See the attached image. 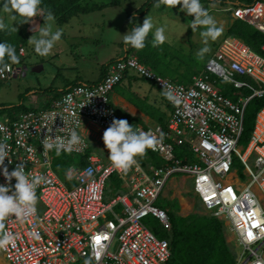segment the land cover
Here are the masks:
<instances>
[{
  "label": "built area",
  "instance_id": "built-area-1",
  "mask_svg": "<svg viewBox=\"0 0 264 264\" xmlns=\"http://www.w3.org/2000/svg\"><path fill=\"white\" fill-rule=\"evenodd\" d=\"M228 6L222 11L230 13L234 21L245 22L264 34V0ZM21 51L23 54L24 49ZM23 71L22 64H12L11 71L0 79L9 81ZM129 72L155 84L164 95L172 94L171 99L165 95L172 107L167 126L136 128L154 139L150 150L164 165L147 173L138 162L128 169H117L112 161L104 164L90 157L85 167L68 169L67 177L71 174L68 179L74 186L66 185L53 168L55 151L45 155L43 140L67 137L78 124L83 143L66 153L86 157L90 145L83 133L84 124L89 122L105 131L114 118L120 119L111 95ZM219 81L232 86L236 100L218 90ZM254 99H264V57L243 40L229 37L204 71L188 84L165 79L130 56L109 64L98 83L77 84L45 106L12 117L0 116V142L6 144L13 161L5 160L9 171L24 164L26 171L46 177L36 190L37 213L10 216L4 221L6 230L15 237L14 245L0 247L6 261L168 264L173 256L169 241L159 238L145 220L154 216L171 229L168 212L156 203L171 179L184 176L193 182V192L203 209L226 222L235 235L243 249L237 264H264V107L257 113L245 152L240 149L246 110ZM176 147L184 151L183 160L177 158ZM235 156L244 166L247 183L231 179ZM115 175H130L132 187L128 194L107 202L106 187ZM15 182L13 179V185ZM0 183H6L2 175Z\"/></svg>",
  "mask_w": 264,
  "mask_h": 264
},
{
  "label": "rangeland",
  "instance_id": "rangeland-1",
  "mask_svg": "<svg viewBox=\"0 0 264 264\" xmlns=\"http://www.w3.org/2000/svg\"><path fill=\"white\" fill-rule=\"evenodd\" d=\"M150 0H128L122 2V7H107L104 9V12H100L98 14H94L88 17L87 21L92 24H88V28L86 30L87 37H94L97 35V39L101 42L104 41L110 42L114 39L120 38V32H123L124 27L126 26V20H128L130 16L136 15L139 10H141ZM97 3V4H107L111 2V0H84L83 3ZM203 7L207 9L210 15L214 17L217 21V26L222 28L221 35L215 40L212 41L209 39L208 47H210V51L204 55L203 59H200L197 55L200 49L205 47L203 37H201L200 33L204 31L203 27H198V29L193 33L190 28L192 24V20H194V16H189L186 12L184 14L188 15L187 19H182L181 14L177 11L180 5L170 8L164 4H161L159 7L153 6L148 13L136 20V25H142L145 18L147 16L151 17L153 21L157 24V26H164L166 29L165 34L168 37V40L157 47H153L152 45V33L149 34L148 40L146 42V54L150 56V59L158 63V65H162L169 70H156L158 73L163 75L166 78L174 81L175 83L188 84L187 79L181 80V82H177L174 80V75H176L175 69L181 67L187 68V70L193 69L194 71L202 72L203 68H205L206 63L213 56L214 53L219 49L220 44L228 37V31L232 27L235 22L232 19L230 13L222 11L224 8H228L229 6H218L212 4H202ZM113 8V9H111ZM5 21L11 27L12 21L8 18L7 14H4ZM84 16V15H82ZM80 16L81 18H83ZM19 19V18H18ZM83 21V19H82ZM44 20L41 17L34 18V22L21 24L19 22H14V26L17 27L18 30L28 29L29 34L36 33L38 35V26H43ZM141 23V24H140ZM56 28L62 30L63 34L65 33L66 27H58L56 23ZM97 27V28H96ZM37 28V29H36ZM101 28V29H100ZM36 29V30H35ZM95 29V32H94ZM100 29V30H98ZM128 30V29H127ZM155 29H153L154 32ZM17 31V30H15ZM129 32V31H128ZM33 35V34H32ZM69 36V34H68ZM30 39V38H29ZM69 41V40H68ZM62 44H58V43ZM52 53L46 57L39 56L35 53L34 47L29 44L27 48H25L27 55L22 64V68L24 69L23 74L17 78H13L9 81H1L0 80V105L13 106L21 103L20 96L26 95L24 101L29 98H33L37 101L43 102L45 99L51 98L53 94L59 91V87L65 83L66 79H69L73 76V68L69 67L67 64L62 65L63 62L67 63L69 59H72L70 55L71 52L76 55L78 51V47L74 42L71 44H67L66 42H62L60 40ZM71 42V41H69ZM60 45V53H57V49H59ZM64 46V47H63ZM101 45L96 48L85 45V52L89 53L90 49L92 50V54L104 51L107 53L109 51L113 52V49L106 50L105 48H100ZM84 48V47H83ZM82 48V49H83ZM121 51V48H119ZM82 51V50H81ZM22 53V51H21ZM103 53V55H104ZM24 54V53H23ZM140 53H136L134 56L139 57ZM24 56V55H22ZM153 67L152 65H149ZM42 67V71L36 72L35 68ZM73 67V66H72ZM74 67H77L74 65ZM27 69V71H26ZM25 74V75H24ZM192 73L185 71L184 76L189 77ZM198 76V75H197ZM220 86L218 90L222 93H228L232 99H237L236 95L231 92L232 86L225 81H219ZM232 93V94H230ZM165 105V103H163ZM166 106V105H165ZM167 112H170V108L167 109ZM248 141L242 140L240 143V149L242 152H245ZM184 151L179 147H176V156L178 159L183 160ZM157 155V154H156ZM59 156H69V153L62 152ZM75 157V156H73ZM82 158L81 156H76L75 160ZM235 167L234 173L237 175L241 182L247 183L249 178L244 174V166L237 160V156H235ZM76 162V161H75ZM76 165V163H74ZM250 165L253 170L256 171L254 166V159H251ZM60 177L64 180V174L60 173ZM171 180L168 182L166 188L163 191V194L158 199L156 206L158 208H163L172 212L176 218L178 217H189L192 214H201L202 216L212 217L208 214L202 207L199 199L195 196L193 192V182L188 181L185 186L183 195L186 199L193 205H196V209L194 212L186 213L183 212L180 215V207L179 205L170 200V195L168 193L170 185L172 184ZM117 197V187H116V177L112 180H109L105 192V199L107 202H111L113 199ZM149 221H151V227L157 231V236L161 238V236L167 235L168 231H165L162 228V225L158 220L155 219L154 216L149 217ZM225 227V237L227 242L230 244V248L236 253V257L241 255L243 249L239 246L235 235L232 233L230 227L226 222H224ZM155 232V231H154ZM162 239V238H161ZM2 257L4 258L3 253ZM5 260V258H4ZM3 262L0 259V263ZM3 264V263H2ZM79 264H90V262L85 261Z\"/></svg>",
  "mask_w": 264,
  "mask_h": 264
},
{
  "label": "clouds",
  "instance_id": "clouds-1",
  "mask_svg": "<svg viewBox=\"0 0 264 264\" xmlns=\"http://www.w3.org/2000/svg\"><path fill=\"white\" fill-rule=\"evenodd\" d=\"M43 0H0V31L18 30L14 22L21 24L34 22V18L43 17V26H38V35H33L29 44L39 56H48L56 44L61 40L63 32L56 28L55 15L42 7ZM164 4L170 8L182 5L180 11L194 16L190 28L193 33L198 27H203L200 33L205 47L197 53L200 59L210 51L209 39L215 41L222 32L217 26V21L203 7L201 0H157L156 7ZM4 14L13 22L11 27L5 21ZM19 18V19H18ZM36 28V29H37ZM35 29V30H36ZM153 29L154 32H153ZM164 26H157L153 19L147 16L142 25L132 27L124 37L125 45H131L140 50L146 47L149 34L152 33V45L157 47L164 44L168 37ZM19 57L14 45L8 42L0 43V75L11 71L12 64H18ZM165 95L171 99L170 92ZM66 123V122H65ZM103 140L109 150V158L117 169H128L137 163V157L146 154L147 150L154 147V139L147 133L134 129L127 119H113L111 125L104 131ZM44 154L54 150L59 156L62 152H71L83 143V137L78 131V124L69 130L67 137L56 136L43 140ZM13 163L9 157V150L5 143L0 142V175L6 183H0V247L15 243L14 235L6 230L4 221L10 216L26 217L37 213V187L46 182V177L26 171L24 164L9 171L5 160ZM71 179V174H69ZM15 179V184L12 181Z\"/></svg>",
  "mask_w": 264,
  "mask_h": 264
},
{
  "label": "crops",
  "instance_id": "crops-1",
  "mask_svg": "<svg viewBox=\"0 0 264 264\" xmlns=\"http://www.w3.org/2000/svg\"><path fill=\"white\" fill-rule=\"evenodd\" d=\"M122 5L118 7H122ZM180 7L182 6L180 5ZM180 9L181 8H179L177 11L181 14V18L187 19L188 15L184 14V12L180 11ZM100 12H104V10L91 13V14H86V15L81 14L77 17H74L68 24L63 25V26L59 25L56 20L58 27L60 26L66 27L67 29L65 30V33L62 35V38H61L62 42H66L67 44H71L74 42L77 46H79L77 54L74 55L71 52L70 55L72 56V59H69L68 61H66L67 63L65 62L62 63V65L67 64L69 67H71V69L73 68V76H71L69 79H66L65 83H63L59 87V91L53 94L51 98L45 99L43 102L37 101L33 98H29L28 100L24 101V105H26L29 108L45 106L52 99L59 97L66 90H68L74 85H77L80 83L93 84V83H98L102 81L103 78L105 77V74H107L108 65L113 63L114 61L124 59L130 56L137 57L134 55L136 53H140V50H137L135 48L133 49L131 45H125L124 43L123 35H126L128 31H131V27H130L129 20H128L129 16L127 17V20H126L127 28L124 27L123 32H120L117 34V35L119 34L121 35L120 38L114 39L113 41H111V43L110 42L104 43V41L100 42L97 39V35L91 38L87 37L86 30L88 28V24L90 25L92 24L91 22L87 21L88 17L94 14H98ZM80 16L83 17L81 18V20L79 18ZM41 19H43V17H41ZM94 32H95V29H94ZM32 34L34 35V33ZM32 34L30 35V38L33 36ZM68 40L71 42H69ZM58 44H62V43L59 42ZM85 45H88L94 48L101 45L100 48H105L106 50L112 48L113 52L109 51L107 53H104V51L100 50V52L97 53L96 51H94L95 54H92L91 52L93 49L89 48L90 52L86 53ZM58 47L59 49L57 50L59 51H57V53H60L61 52L60 45ZM119 48H121V51ZM23 49H24V54L20 53V56L22 57V59H25L27 55V52H26L27 49L26 50L25 48ZM262 56L264 57V55ZM76 63H77V67H74ZM148 67L151 68L157 74H159L161 77L170 80L169 78H166L160 73H158L151 66H148ZM159 67L163 71L169 70V68H166L162 65ZM204 69L205 68H203L202 72L204 71ZM175 70L177 71H175L176 75H174L173 78L177 82H181V80L187 79V81L190 83L194 77L202 73L200 72V74H198L199 72L194 71L193 69L187 70V68L181 67V66H179V68ZM185 71H188L189 73L191 72L192 75L189 77L184 76ZM111 101L120 119H127L130 124H133L134 129H136L138 126H142L145 129L154 128L159 125H162L165 127L168 125V122L170 120L171 113H172V107L170 106L164 93L155 84L140 78L134 72H129L127 76L125 77V79L122 81V83L114 89L111 95ZM163 103H165L166 106ZM166 107L167 109L170 108L171 111L167 112ZM83 133H85V136L88 139V142L90 145L89 150L86 154V157L83 156L82 158H79L78 160H75L76 157H73L69 154V157L72 158L73 163L70 166H68V168L66 169L64 173H62L64 174V180L61 179L60 173L56 170L57 168L55 167V165L57 166L56 164L57 159L53 161V168L55 172L57 173V175L59 176L60 180L69 186H74V182L69 181L67 177V171L71 166H77V167L83 168L86 165H88V158L90 157H97L104 164H108L111 162V159L109 158L110 152L106 148V145L103 140L104 131L99 129L97 126H94L89 122H86L83 126ZM53 155H54L53 158L54 157L56 158L57 156L56 153H53ZM149 157L150 156L147 154L137 157L138 164L147 173H150L154 168H158L153 163L148 162V160L151 159V157L150 158ZM74 163H76V165H74ZM115 177H116L117 197L124 195V194H128L132 187L129 184L130 175H126L125 176L126 178L120 175H115L110 180H112ZM237 178L238 177L236 174L231 176V179L237 180ZM171 180L173 181L168 191L170 195V200L176 202L179 205L180 207L179 212H180V215H182L183 212H185L183 201L184 200L188 201V199H186L185 196L183 195V192L185 193V191L184 190L182 191V189H185L186 184L188 183V181H191V180H189L187 177H184V176H176ZM239 182L241 184L244 183L241 181ZM189 204H190L191 209L186 211V213L194 212V210L196 209L195 204L193 205L190 202ZM121 210L122 208L121 206H119L118 212H120ZM4 258H3V261H4L3 264H8V262L6 261V259L4 260Z\"/></svg>",
  "mask_w": 264,
  "mask_h": 264
},
{
  "label": "trees",
  "instance_id": "trees-1",
  "mask_svg": "<svg viewBox=\"0 0 264 264\" xmlns=\"http://www.w3.org/2000/svg\"><path fill=\"white\" fill-rule=\"evenodd\" d=\"M83 1L84 0H43L42 7L51 11L55 15L58 24L63 26L68 24L74 17L81 14L86 15L99 12L107 7H118L122 5V2L127 0H111V2L107 4L83 3ZM257 1L259 0H201V3L228 6L232 4L252 5ZM156 2L157 0H150L141 10L136 12V15L130 16L129 24L131 29L136 26V20L145 16L148 11L156 5ZM29 33L27 28L17 31H0V43L8 42L15 46L16 53L19 57L18 64L24 61L20 56V51L28 46V40L30 38ZM228 37L241 39L252 50L264 55V51L262 50L264 47V34L257 31L249 24L242 21H235L228 31ZM139 59L146 66L152 65L153 69L161 70L159 67L161 65L151 60L150 56L146 54L145 49H140ZM231 92L234 93L235 90L231 89ZM226 94L229 95L228 93ZM246 94L249 95L250 93L246 92ZM25 96L26 95L20 96L21 103L18 105H0V116L8 115L12 117L15 113L29 111L30 108L24 105ZM263 107L264 99H254L247 107L245 115V132L242 140L245 139V141L250 142L257 113ZM147 152L146 154L151 157L148 162L153 163L157 167H162L164 165L163 160L152 153L150 149H148ZM55 159H57V166L55 165V167L59 173H64L68 166L73 163L72 158L69 156H56V158L54 157V160ZM166 211L170 217L171 229L167 230L161 223L160 224L165 231H168V233H166L167 235L161 236V238L169 241L173 254L168 264H237L236 253L230 248V244L225 237V224L223 221L214 217L202 216L201 214H192L189 217L176 218L172 212ZM145 222L153 231L149 217ZM154 231L153 232L157 234V231ZM0 259L3 261L1 253ZM2 263H4V261L0 264Z\"/></svg>",
  "mask_w": 264,
  "mask_h": 264
},
{
  "label": "bare ground",
  "instance_id": "bare-ground-1",
  "mask_svg": "<svg viewBox=\"0 0 264 264\" xmlns=\"http://www.w3.org/2000/svg\"><path fill=\"white\" fill-rule=\"evenodd\" d=\"M183 203H184V210H185V212L188 211L189 209H191L190 204H189V202L187 200H184Z\"/></svg>",
  "mask_w": 264,
  "mask_h": 264
},
{
  "label": "water",
  "instance_id": "water-1",
  "mask_svg": "<svg viewBox=\"0 0 264 264\" xmlns=\"http://www.w3.org/2000/svg\"><path fill=\"white\" fill-rule=\"evenodd\" d=\"M26 71H27V69H26ZM35 71H36V72H40V71H42V67H40V69H39V68H35Z\"/></svg>",
  "mask_w": 264,
  "mask_h": 264
}]
</instances>
